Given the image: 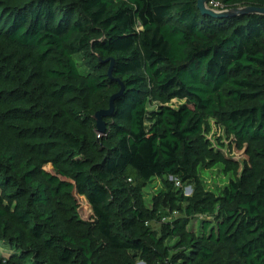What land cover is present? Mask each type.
I'll list each match as a JSON object with an SVG mask.
<instances>
[{
  "label": "trees",
  "instance_id": "trees-1",
  "mask_svg": "<svg viewBox=\"0 0 264 264\" xmlns=\"http://www.w3.org/2000/svg\"><path fill=\"white\" fill-rule=\"evenodd\" d=\"M196 3L0 0V264H264V15Z\"/></svg>",
  "mask_w": 264,
  "mask_h": 264
},
{
  "label": "rangeland",
  "instance_id": "rangeland-1",
  "mask_svg": "<svg viewBox=\"0 0 264 264\" xmlns=\"http://www.w3.org/2000/svg\"><path fill=\"white\" fill-rule=\"evenodd\" d=\"M214 8V7H213ZM211 8V9H213ZM213 10L218 11L216 8ZM211 131L208 134V138L212 141L215 147H219L222 149L223 152H225L227 155H229L231 158L235 160H243L245 159L244 154L242 151H239L237 149L231 148L230 151L227 148V145L229 144V140L226 139L222 129H220L218 126L214 124V122L211 120ZM219 139V140H218ZM219 142H221L224 146H219ZM230 152V153H229ZM200 178L202 180L204 189L207 191H211L215 194H218L221 192V190L228 184L230 178H232L231 174H224L222 171V167L220 165L213 167L212 169L208 170H201L200 171ZM175 185L180 187L181 185ZM184 195H190L192 192L191 186H184L181 187ZM163 190V186L161 182L158 179H154L151 181L147 187V195L153 194L155 191H161ZM80 203V214L83 217H87L89 214V210L87 208V205L83 199H79ZM167 212V211H166ZM182 213L178 211H173L170 213V216L165 218L166 221L176 219L178 217H182ZM206 216L204 215H195L190 218L189 227L192 229H195L196 231L199 230L200 223L205 220ZM152 228L155 230H159L161 226V222H153L151 224Z\"/></svg>",
  "mask_w": 264,
  "mask_h": 264
},
{
  "label": "water",
  "instance_id": "water-1",
  "mask_svg": "<svg viewBox=\"0 0 264 264\" xmlns=\"http://www.w3.org/2000/svg\"><path fill=\"white\" fill-rule=\"evenodd\" d=\"M196 7L201 13L209 14L215 17H223V16L228 17V16L242 15V14L264 15V7H254V6L236 7L230 10L215 11L206 6V0H197ZM113 99L114 97L110 99V106L107 110L99 111L95 113L94 115L95 122H96L95 123L96 131L99 135L105 133L106 125L103 122L102 118L106 115H109L111 111L113 110Z\"/></svg>",
  "mask_w": 264,
  "mask_h": 264
},
{
  "label": "built area",
  "instance_id": "built-area-1",
  "mask_svg": "<svg viewBox=\"0 0 264 264\" xmlns=\"http://www.w3.org/2000/svg\"><path fill=\"white\" fill-rule=\"evenodd\" d=\"M206 6L209 7V8H216L218 11H220V9L218 8V4L216 3H213V2H210L209 4L206 3ZM213 8V9H214Z\"/></svg>",
  "mask_w": 264,
  "mask_h": 264
}]
</instances>
